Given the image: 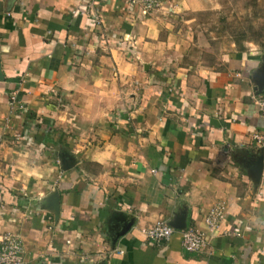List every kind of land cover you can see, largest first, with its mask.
Here are the masks:
<instances>
[{
	"label": "crops",
	"instance_id": "obj_1",
	"mask_svg": "<svg viewBox=\"0 0 264 264\" xmlns=\"http://www.w3.org/2000/svg\"><path fill=\"white\" fill-rule=\"evenodd\" d=\"M206 5L0 0V239L19 237L25 264H264V59L217 51ZM157 221L205 245H151Z\"/></svg>",
	"mask_w": 264,
	"mask_h": 264
},
{
	"label": "rangeland",
	"instance_id": "obj_2",
	"mask_svg": "<svg viewBox=\"0 0 264 264\" xmlns=\"http://www.w3.org/2000/svg\"><path fill=\"white\" fill-rule=\"evenodd\" d=\"M196 14L217 51L257 52L264 59V0H207Z\"/></svg>",
	"mask_w": 264,
	"mask_h": 264
},
{
	"label": "built area",
	"instance_id": "obj_3",
	"mask_svg": "<svg viewBox=\"0 0 264 264\" xmlns=\"http://www.w3.org/2000/svg\"><path fill=\"white\" fill-rule=\"evenodd\" d=\"M126 4L136 8L141 14L148 15L160 6V0H124ZM253 103L259 115L264 119V93L257 92ZM252 142L264 153V129L251 132ZM225 216L224 206L213 205L204 215L203 220L209 230L215 231ZM175 232L180 234V246L186 252H199L205 245L204 232L190 224L176 229L168 222L157 221L141 229V235L151 245L160 246L170 241ZM0 264H25L22 241L14 234H5L0 239Z\"/></svg>",
	"mask_w": 264,
	"mask_h": 264
},
{
	"label": "water",
	"instance_id": "obj_4",
	"mask_svg": "<svg viewBox=\"0 0 264 264\" xmlns=\"http://www.w3.org/2000/svg\"><path fill=\"white\" fill-rule=\"evenodd\" d=\"M0 79H3V74L1 73V70H0ZM263 89H264V76H263V80L260 79L259 82H257V87H256V90L258 93L262 92ZM261 169H262V157H259V159L256 162V165L254 166V170H255L257 177L260 176ZM169 224L172 225L176 229H181L184 227V225H182V223L180 221H176L174 223L170 222ZM128 226L129 225H126L124 230H126V228H128Z\"/></svg>",
	"mask_w": 264,
	"mask_h": 264
}]
</instances>
